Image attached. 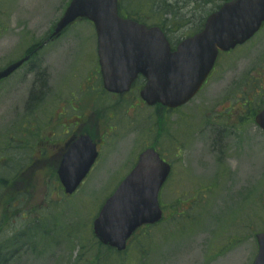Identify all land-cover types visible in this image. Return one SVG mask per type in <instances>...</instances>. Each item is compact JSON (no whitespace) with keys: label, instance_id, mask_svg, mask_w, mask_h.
<instances>
[{"label":"rangeland","instance_id":"rangeland-1","mask_svg":"<svg viewBox=\"0 0 264 264\" xmlns=\"http://www.w3.org/2000/svg\"><path fill=\"white\" fill-rule=\"evenodd\" d=\"M69 1L0 0V69L41 42ZM136 1L138 8L152 3V10L141 15ZM221 2L124 0L121 10L162 27L174 44L198 32ZM94 42L91 23L76 22L0 85V264H252L255 234L264 231V132L253 121L264 108V27L222 58L187 105L166 114L143 110L153 117L131 108L134 99L107 98L90 79ZM45 70L46 89L38 82ZM66 99L91 109L100 130H116L71 196L52 171L34 165L42 115ZM146 143L171 166L159 195L164 217L116 259L96 245L92 221Z\"/></svg>","mask_w":264,"mask_h":264},{"label":"water","instance_id":"water-1","mask_svg":"<svg viewBox=\"0 0 264 264\" xmlns=\"http://www.w3.org/2000/svg\"><path fill=\"white\" fill-rule=\"evenodd\" d=\"M76 19H86L94 25L106 90L127 91L140 73L147 80L141 98L149 105L160 103L175 108L196 94L219 51L245 43L258 31L264 23V0H232L224 4L207 17L200 32L182 41L173 53L159 28L121 18L117 0H71L52 35L58 37ZM25 60L0 72V79ZM255 121L264 130V110ZM94 157L93 152L86 151L64 157L58 173L66 194L77 189ZM168 173L169 167L152 150L140 156L93 221V234L100 243L123 251L138 228L161 219L158 193ZM255 239L258 252L253 264H264V232L256 234Z\"/></svg>","mask_w":264,"mask_h":264},{"label":"flooded vegetation","instance_id":"flooded-vegetation-1","mask_svg":"<svg viewBox=\"0 0 264 264\" xmlns=\"http://www.w3.org/2000/svg\"><path fill=\"white\" fill-rule=\"evenodd\" d=\"M262 29H260V30H262ZM60 38H57V39L50 38V33H49L41 42H38L37 44H35L33 46V48H29V50H27L24 54H25V56H28V57L30 56L29 60H31L44 47L56 43ZM174 49H175V46H171V51H173ZM230 53L231 52L219 54V57H218L217 62L215 64V67H214L210 77H208L207 81L204 83L203 86L206 85L208 80L213 75L218 63L222 62V60H223L222 58L229 55ZM96 58H97V56H96ZM92 71L94 72V76L91 77L90 79L94 80V82L97 81L98 86L102 89L101 77H100V73H99L98 64L95 67V71L94 70H92ZM24 79H26V77H24ZM7 80L8 79L1 80L0 84H2L3 82H6ZM42 80H43V83L40 84V87H43L46 89L47 88L46 85L48 84V81H49V76L47 75L46 70L44 71V76L39 78L38 82L42 81ZM145 83H146V80L144 79V77L139 75L135 79V81L132 84L129 91L127 93H125L124 95L120 96V95L108 94L105 91L104 92L106 94H104V93H102V94L104 96H106L107 98L114 99V100L127 101L129 103H131V101L134 99L133 100L134 104L131 105V108L140 107L141 108L140 112H142V113H149L150 114V112H144L143 110H147V111H150V110L158 111V110H160L164 114L169 113L170 111L171 112L174 111V110L164 109V108H161L159 106H153V107L147 106L140 98V91L143 88V86L145 85ZM45 96H46V94H45ZM73 102H74V100H67V99L63 100L59 104H57L56 108L49 110L48 113H45L42 115V124H41L42 137H41L40 143L38 144L37 157L34 160L36 163L34 165H35V167H36V165L44 166V169L42 170V171H44V173L47 171H52L50 176L54 180H58L57 170H58L59 164L63 158V155L66 153L69 146L72 143H74L77 139H79L80 137H83V136H88L91 139V141L94 143L96 150L98 152V157L94 163V165H95L98 163V161L100 159L101 150H102L103 146L105 145V139L107 138V136H109V135L112 136L116 132V130L114 128H108V129L105 128L103 130H100V127L98 124H95V125L92 124L91 109L81 110L79 108H74ZM67 108H70V110ZM175 110H178V109H175ZM246 115H247V113H246ZM150 117H153V116L150 114ZM155 120H156V117H155ZM155 120H153V121H155ZM248 121H249V119H247V122ZM144 146H146V147L143 149V151H141L138 154L136 161H137L139 155L141 153H143L146 149L152 148L158 152L156 147H154L148 143H146ZM159 155H160V153H159ZM94 165H93V167H94ZM93 167L90 169V172L92 171ZM170 173H171V171H170Z\"/></svg>","mask_w":264,"mask_h":264},{"label":"trees","instance_id":"trees-1","mask_svg":"<svg viewBox=\"0 0 264 264\" xmlns=\"http://www.w3.org/2000/svg\"><path fill=\"white\" fill-rule=\"evenodd\" d=\"M160 5V8H162L163 10H165V11H167L168 9H170V5L169 4H167L166 2H161V3H159L158 4V6ZM139 7V3H138V1H136V8H138ZM145 11V12H150L151 10H152V3L151 4H148V5H141L140 6V8H138L137 9V11ZM136 236V235H135ZM134 236V237H135ZM133 237V238H134ZM96 245H98V247L100 248V249H102V250H105V252H108V253H112L113 254V256H115V258L116 259H119V258H122L123 256H124V253L125 252H123V253H117V252H115V251H113V250H111V249H107V248H104V247H102L101 245H99L97 242H96ZM116 259H115V261H116ZM101 261V257L100 256H98V255H96L95 256V263H99ZM0 263H1V261H0ZM117 262H115V264H116Z\"/></svg>","mask_w":264,"mask_h":264},{"label":"bare ground","instance_id":"bare-ground-1","mask_svg":"<svg viewBox=\"0 0 264 264\" xmlns=\"http://www.w3.org/2000/svg\"><path fill=\"white\" fill-rule=\"evenodd\" d=\"M244 157V156H243ZM242 157V158H243ZM249 159H250V161H251V163L250 162H248V163H250V164H253L254 165V152H252V153H250V155H249ZM243 163H245V162H243ZM253 173H254V170H253ZM213 214V213H212Z\"/></svg>","mask_w":264,"mask_h":264}]
</instances>
